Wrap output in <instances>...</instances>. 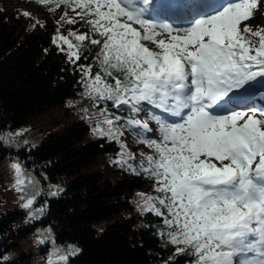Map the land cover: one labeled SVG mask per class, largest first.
Masks as SVG:
<instances>
[{
	"label": "snow or ice",
	"instance_id": "1",
	"mask_svg": "<svg viewBox=\"0 0 264 264\" xmlns=\"http://www.w3.org/2000/svg\"><path fill=\"white\" fill-rule=\"evenodd\" d=\"M38 2L80 9L77 16L99 37L70 32L77 45L67 36L53 37L58 47L67 45L72 62L81 58L85 40L99 47L94 59L100 71L91 76V66H81L91 77L86 95L128 105L132 113L146 102L180 119L168 123L151 115L159 142L141 141L154 154L140 167L159 195L138 194L144 211L164 217L168 231L161 236L175 246L174 256L192 257L188 264H264V106L252 103L264 94V27L245 23L260 0H219L206 5L210 11L191 0ZM175 19H186L187 26L158 22ZM102 122L107 133L99 127L94 132L112 137L119 131L112 119ZM127 123L152 131L138 119ZM12 167L22 191L20 165ZM79 252L72 244L67 254L54 248L49 264H66Z\"/></svg>",
	"mask_w": 264,
	"mask_h": 264
},
{
	"label": "trees",
	"instance_id": "2",
	"mask_svg": "<svg viewBox=\"0 0 264 264\" xmlns=\"http://www.w3.org/2000/svg\"><path fill=\"white\" fill-rule=\"evenodd\" d=\"M37 3L42 21L0 8V165L6 177L11 174L0 180V264H49L53 249L67 254L69 244L80 252L68 255L66 264H188L192 257L174 256L175 246L161 236L168 231L164 217L142 209L138 194H159L140 167L149 147L127 144L115 119L126 125L135 119L130 106L86 95L91 77L81 66H91V76L100 71L94 59L99 47L85 40L81 58L72 62L67 45L53 43L59 34L77 45L70 32L99 37L77 16L80 9ZM257 11L245 23L253 25ZM69 18L77 22L69 24ZM53 110L66 121L55 118L50 128L27 138L30 123ZM105 118L119 130L112 137L93 131L107 133ZM13 164L29 178L22 191L12 188ZM28 199L33 203L25 208Z\"/></svg>",
	"mask_w": 264,
	"mask_h": 264
},
{
	"label": "rangeland",
	"instance_id": "3",
	"mask_svg": "<svg viewBox=\"0 0 264 264\" xmlns=\"http://www.w3.org/2000/svg\"><path fill=\"white\" fill-rule=\"evenodd\" d=\"M0 8L5 10L6 12L9 11H15V10H22L25 11L29 14L30 18L32 20L36 21H42L43 20V15L42 11L39 8L38 3H36V0H0ZM257 26L264 27V2L261 3L258 11H257V21H255L252 25L253 30L256 29ZM149 47H152L151 45H148ZM154 48V47H153ZM136 107L139 109L138 112H136L138 120H140L142 123L146 122L149 126V128L152 130L150 132H144L142 129L135 127V126H126L125 124H122L119 120L118 123L121 124V136L125 140L127 144L131 145H144L146 146L145 143L141 142L142 140H151V139H156L159 141V133H158V128L159 125L151 119V115H157L160 116V118L165 121V118L163 116L162 111L159 109L154 108L152 105H148L146 102H141V104L136 105ZM148 109V113L146 114L143 110V108ZM58 120L59 123L63 124L66 119H64V116L61 112H58L57 110L51 111L48 115L37 119L33 122L30 123L32 125V129H29L31 132V135L27 136L28 137H33L34 135L39 133H42L44 131V128H50L53 123L55 124L56 119ZM70 120V119H68ZM53 129V128H52ZM56 129V128H55ZM29 132V133H30ZM143 133V135H141ZM39 139V136H37ZM32 142V141H31ZM147 152L149 155H153V150L149 147L148 149L146 148ZM6 172L4 167L0 165V180L4 181L5 179H10L11 174L9 173V176L6 177ZM17 175L15 176L16 179ZM21 179L26 181V184L28 185L29 183V178L26 179V177L21 176ZM25 183L21 185L22 190L26 189ZM29 187L32 189L33 187L29 185ZM13 190H17V184L14 182L12 184ZM18 191V190H17ZM151 195L156 196L151 193ZM159 205V204H158Z\"/></svg>",
	"mask_w": 264,
	"mask_h": 264
}]
</instances>
